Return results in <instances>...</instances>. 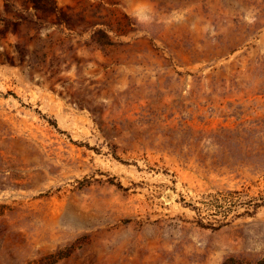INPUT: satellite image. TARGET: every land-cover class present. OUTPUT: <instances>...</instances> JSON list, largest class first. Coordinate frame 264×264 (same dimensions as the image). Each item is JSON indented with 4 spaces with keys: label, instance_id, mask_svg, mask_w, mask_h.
I'll list each match as a JSON object with an SVG mask.
<instances>
[{
    "label": "rangeland",
    "instance_id": "1",
    "mask_svg": "<svg viewBox=\"0 0 264 264\" xmlns=\"http://www.w3.org/2000/svg\"><path fill=\"white\" fill-rule=\"evenodd\" d=\"M263 255L264 0H0V264Z\"/></svg>",
    "mask_w": 264,
    "mask_h": 264
},
{
    "label": "trees",
    "instance_id": "2",
    "mask_svg": "<svg viewBox=\"0 0 264 264\" xmlns=\"http://www.w3.org/2000/svg\"><path fill=\"white\" fill-rule=\"evenodd\" d=\"M241 196L242 195V191H228L225 195L219 194V196H221V199H218V197L215 198V200L219 203H223V202H229L228 207H226L225 209H220L217 210V212H215L213 215H219L222 218L219 219L220 223L218 226H222L227 224V222H224V220L226 221V219L228 218V215L232 212V208L237 206V203H240L238 201H240L239 197L235 198L236 196ZM254 207L257 208L259 206H261V204L258 203H249L248 207ZM198 224H200L201 226H208L205 225L202 221L198 222ZM223 264H264V255L262 258H260L259 260L255 261V262H249L243 259H237V258H228L227 260H225V262Z\"/></svg>",
    "mask_w": 264,
    "mask_h": 264
}]
</instances>
